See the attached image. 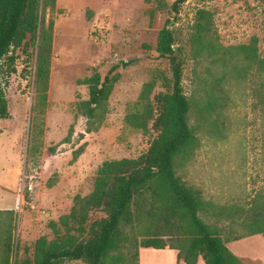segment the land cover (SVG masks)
<instances>
[{"label": "rangeland", "instance_id": "obj_1", "mask_svg": "<svg viewBox=\"0 0 264 264\" xmlns=\"http://www.w3.org/2000/svg\"><path fill=\"white\" fill-rule=\"evenodd\" d=\"M173 1L55 0L53 9L42 10L46 22L53 21L42 103L36 97V46L12 47L8 54L14 62L3 60L1 84L9 115L0 119V183H7L13 194V260L31 258L37 238L53 237L49 221L68 213L76 195L90 193L103 161L135 158L147 150L156 133L132 129L124 117L137 106L146 81L155 80L151 95L166 90L162 78H171L170 60L157 51L163 28L177 34L175 55L183 61L186 96L212 105L203 116L192 107L190 124L199 145L177 175L215 204L264 202V0H185L178 12L171 8ZM199 8L212 13L223 46L255 38L260 61L250 67L219 66L195 58L188 36ZM121 61L128 65L118 68L102 125L86 133L77 103L88 91L78 80L94 71L104 75ZM83 143V152L71 162L72 151ZM102 216L92 211L88 223ZM258 236L228 247L245 264H263L264 239ZM146 254L142 264H171L167 254H153L152 260L145 257L152 253Z\"/></svg>", "mask_w": 264, "mask_h": 264}, {"label": "trees", "instance_id": "obj_2", "mask_svg": "<svg viewBox=\"0 0 264 264\" xmlns=\"http://www.w3.org/2000/svg\"><path fill=\"white\" fill-rule=\"evenodd\" d=\"M184 1L174 0L173 11L178 12ZM54 6L55 0H0V119L9 115L1 77L3 60L14 62L8 54L12 47L36 46V97L41 103L46 99L53 21L46 22L40 12ZM188 43L195 58L219 66L243 63L250 67L260 61L255 38L248 44L223 46L212 13L204 8L196 11ZM157 51L170 60L171 78H162L166 90L151 95L155 80L146 81L137 106L124 117L132 129L146 134L151 128L156 133L147 150L135 158L103 161L90 193L76 195L68 213L49 221L53 237L37 238L31 258L12 259L14 212L0 210V264H61L66 260L139 264L140 247L176 249L177 260L184 264H195L199 256L204 264H245L227 243L256 234L264 237V202L215 204L177 175L199 145L190 124L192 107L203 116L212 105L193 103L186 96L181 84L183 61L175 55L168 28L159 31ZM127 65L121 61L104 75L94 71L78 80L88 91V97L77 103L86 118V133L101 127L109 95L120 77L118 68ZM84 146L72 151L71 162ZM92 211L104 216L88 223Z\"/></svg>", "mask_w": 264, "mask_h": 264}, {"label": "crops", "instance_id": "obj_3", "mask_svg": "<svg viewBox=\"0 0 264 264\" xmlns=\"http://www.w3.org/2000/svg\"><path fill=\"white\" fill-rule=\"evenodd\" d=\"M8 187H10V186L7 183H0V210H12L13 207H14L13 206V198H12L13 194L8 189ZM249 237H251V236H248V237H245V238H249ZM258 237L259 238L262 237L264 239V237L262 235L258 236ZM262 238H260V239L263 240ZM233 242L234 241L227 243V246L230 247V245ZM148 251H150L152 254H150V256H145L147 259H151L152 260L153 259V254L155 256L156 255L167 254L168 256H171V264H184L182 261H178L177 260V250L176 249H155V248H151V247H149V248L140 247L139 248V264H142V262H141L142 261V254L144 253V255H148V254H146V252H148ZM168 251H170V252H168ZM236 255H238V254H236ZM238 256L241 257V255H238ZM249 256H251V255H249ZM251 257H255V258H258V259L261 260V258L258 257V255H254V256H251ZM262 263H263V261H262ZM151 264H152V262H151ZM195 264H204V261L199 256L198 259H197V262Z\"/></svg>", "mask_w": 264, "mask_h": 264}, {"label": "water", "instance_id": "obj_4", "mask_svg": "<svg viewBox=\"0 0 264 264\" xmlns=\"http://www.w3.org/2000/svg\"><path fill=\"white\" fill-rule=\"evenodd\" d=\"M171 32H172V34H173V49L174 50H176V46H175V44H176V41H177V34L175 33V31L173 30V29H169Z\"/></svg>", "mask_w": 264, "mask_h": 264}]
</instances>
